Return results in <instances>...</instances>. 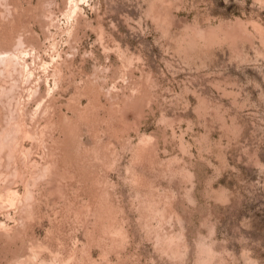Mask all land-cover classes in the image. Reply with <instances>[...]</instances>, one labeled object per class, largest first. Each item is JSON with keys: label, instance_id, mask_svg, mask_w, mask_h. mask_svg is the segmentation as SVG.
Here are the masks:
<instances>
[{"label": "rangeland", "instance_id": "374dc122", "mask_svg": "<svg viewBox=\"0 0 264 264\" xmlns=\"http://www.w3.org/2000/svg\"><path fill=\"white\" fill-rule=\"evenodd\" d=\"M15 45L0 264H264V0H0Z\"/></svg>", "mask_w": 264, "mask_h": 264}, {"label": "bare ground", "instance_id": "6f19581e", "mask_svg": "<svg viewBox=\"0 0 264 264\" xmlns=\"http://www.w3.org/2000/svg\"><path fill=\"white\" fill-rule=\"evenodd\" d=\"M75 1V0H74ZM76 4V3H75ZM7 7V6H6ZM7 10H9V9H7ZM9 13V12H8ZM21 38H19L18 39V41L16 42V45H18L17 43L19 42V46L20 47H22L24 44H23V42L24 41H21L20 40ZM21 44H23L22 46H21ZM15 45V46H16ZM14 46V47H15ZM17 47V46H16ZM15 47V48H16ZM23 48V47H22ZM17 50H14V51H1L0 50V69L1 70H3V71H5V72H10V74H12L11 72L15 69V70H18L19 68H20V71L18 72V73H22L23 71H25V68L26 67H28V63H27V60L25 59V57H24V54H26V51L24 50V49H21V48H16ZM28 50V49H27ZM30 52V51H29ZM29 53H27V55H28ZM26 55V56H27ZM27 58H28V56H27ZM31 64V63H30ZM29 67H30V65H29ZM1 70H0V72H1ZM30 70V69H29ZM2 71V72H3ZM31 71V70H30ZM32 72V71H31ZM28 73V72H27ZM8 74V73H7ZM23 74V73H22ZM25 74V73H24ZM20 75V74H19ZM28 75V77H29V74H27ZM2 76H4V75H2ZM27 77V76H26ZM29 79V78H28ZM27 79V80H28ZM40 80V79H39ZM17 81V80H16ZM16 81H14V83L16 82ZM11 83V82H10ZM14 83L12 84V85H14ZM16 84V83H15ZM17 85V84H16ZM16 87V86H15ZM3 91H5L4 90V86H3ZM1 89V90H2ZM6 90H7V92H12L13 93V91H12V89L11 90H8L7 88H6ZM37 90V89H36ZM6 92V91H5ZM5 92H3L2 94H4ZM9 94V93H8ZM7 96V95H6ZM5 96V97H6ZM17 96V95H16ZM1 97V96H0ZM18 98V97H17ZM10 99V98H9ZM14 99V98H13ZM11 100V99H10ZM14 100H16V98L14 99ZM16 101H18V100H16ZM9 103H11V101L9 102ZM13 103H14V101H13ZM17 104H18V102H17ZM10 107V106H9ZM16 107V106H15ZM11 108V107H10ZM9 108V109H10ZM16 109V108H15ZM10 111H12V110H10ZM14 112V111H13ZM11 113V112H10ZM16 116H14L13 114H9V119L7 120V121H5V122H7L5 125V127H4V129L2 128V131L0 130V149H3L2 147H7L8 148V150H7V155H8V157H12V149L14 148L15 149V146L17 145V143H16V140L19 138V136L21 135V133H23L24 135H25V137H26V135H28L29 133H27L28 131L26 130H23L22 128H21V125L23 124V122H21L22 124L20 125L19 124V122L16 120ZM26 118V117H25ZM28 126V125H27ZM30 128V127H29ZM24 132H23V131ZM30 132V131H29ZM30 133H32V132H30ZM30 135V134H29ZM28 137V136H27ZM32 137H33V135H32ZM1 152V151H0ZM5 154V155H6ZM6 155V156H7ZM7 157V158H8ZM1 159V158H0ZM10 159V158H9ZM8 160V159H7ZM9 161V160H8ZM11 161V160H10ZM35 161V160H34ZM15 167V166H14ZM14 170L16 169V168H13ZM17 171V170H16ZM15 171V172H16ZM44 173V172H43ZM16 174V173H15ZM20 175V174H19ZM18 177V176H17ZM33 180V179H32ZM9 187V186H8ZM6 188V187H5ZM27 189V188H26ZM29 189H30V187H29ZM31 191V190H30ZM28 192H29V190H28ZM9 204L11 203V201L10 200H12L14 197H15V195L17 194V191L15 190V189H9ZM25 195H27V192H26V194ZM29 195V194H28ZM31 196H32V193H31ZM30 196V197H31ZM32 198V197H31ZM26 199V198H25Z\"/></svg>", "mask_w": 264, "mask_h": 264}]
</instances>
